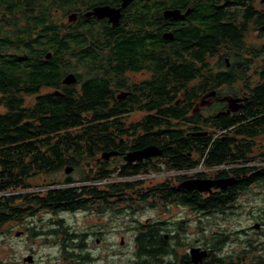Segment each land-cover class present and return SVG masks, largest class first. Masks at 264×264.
Returning a JSON list of instances; mask_svg holds the SVG:
<instances>
[{"label": "trees", "instance_id": "obj_1", "mask_svg": "<svg viewBox=\"0 0 264 264\" xmlns=\"http://www.w3.org/2000/svg\"><path fill=\"white\" fill-rule=\"evenodd\" d=\"M71 5H74V0H0V107L4 108L0 112V192L28 188L32 185L29 182L31 177L59 173L67 164L76 167L79 180L93 174L92 171L87 173L84 163L97 156L102 147L113 144L110 125L123 126L115 116L124 106L135 104L132 97L124 103L113 100L112 92L104 82L105 70L100 59L105 50H109L108 56L115 61L112 72L120 74L125 68L132 69L137 61L139 65L147 63L154 66L157 74L161 75L155 84L143 89L147 94L146 102L152 101L146 107L156 109L159 116L145 118L140 124L145 131L154 129L155 133L139 137L138 142L161 147L166 170L192 169L200 164L213 167L231 162L264 161V140L257 151L251 140L264 134V69L261 83L252 87L249 103L242 111L243 117L191 121L197 126L190 129L201 134L185 136L184 131L173 128L174 119L166 118L167 115L177 118L178 110L172 107L164 112L161 110V104L169 94L166 88L178 86L192 76L189 66L173 65L169 68L172 59L166 52L167 47H188L190 40L197 38L196 44L191 45L196 47L193 52L196 58H201L206 52L214 54L218 48L228 50L232 44L237 50L244 51L247 47L243 32L250 24L263 23V14L240 10L231 17L229 25L222 24L217 15L216 19L206 18L203 26L192 32L186 33L184 30H189L184 29V37L177 30L175 39L167 40L159 28H145L146 24H152L148 22L150 14L147 10H143L135 20H129V24L118 31L120 35L115 36L112 29L103 31V27L59 22L54 11L60 9L65 14ZM203 9L206 15L213 11L207 6ZM137 31L143 33L138 34ZM251 48L261 50L260 45L257 49ZM48 53L49 58L46 57ZM79 69L82 72L78 73ZM68 73H75V83H63ZM218 77L222 80L228 78L223 74ZM54 91H59L60 95H55ZM27 95L34 96L32 105L24 102ZM202 131L208 132L203 134ZM161 161L152 163L146 159L139 160L137 164L121 165L119 175L155 172L161 169ZM242 169L244 167L232 170L239 180L237 183L208 195H200L197 191H188L191 195L187 196L177 195L179 191L171 187L174 176L150 184L143 181L108 184L105 193L109 198L113 197L112 194H128V199L133 198L132 193L141 199H149L151 194L159 196L164 205L176 198L179 204L193 210L218 213L238 198L240 190L245 191L257 181L264 182V164L251 166L252 171H260L253 173L248 180L242 177ZM107 173L100 165L96 174L103 177ZM183 176L177 175L176 180ZM72 180L70 175H64L62 180L52 178L46 184L69 185ZM101 193L102 189L96 186L82 184L47 188L43 194L41 191H25L0 195V231L11 221H17L23 214V208L69 209L83 205L90 196ZM259 218L264 223V213ZM158 224L161 223L149 221L137 227L136 264H192L187 253L178 255L175 252L179 241L171 243L169 239L165 240ZM262 234L264 236V231ZM221 240L219 236H212L208 243L217 250ZM170 255L173 260L166 259ZM262 255L252 254L250 264H264ZM235 257L236 262L246 258ZM217 263L222 264V261Z\"/></svg>", "mask_w": 264, "mask_h": 264}, {"label": "flooded vegetation", "instance_id": "obj_2", "mask_svg": "<svg viewBox=\"0 0 264 264\" xmlns=\"http://www.w3.org/2000/svg\"><path fill=\"white\" fill-rule=\"evenodd\" d=\"M123 3L126 4L123 5ZM104 5L117 9L118 20L116 23L111 22L108 16L99 18L96 15L90 14L94 7ZM202 6L211 7V9H213L212 13L210 15L203 13L204 9ZM143 10L148 11L150 18L148 19L149 21H147L152 23L146 24L145 28L148 27L149 29L152 26H154V29L159 28L162 30V37L167 40H173L176 37L175 32L177 30L180 31V35L184 37V29L189 30H184L186 33L199 29L203 26L202 22L205 21L206 18L216 19L215 17L218 15L222 24L229 25L231 24V17H233L234 13L240 12V10L242 12L244 11V13H247V11L250 13L252 11L260 12L264 15V1L74 0V5L68 6L67 15L72 13L75 14V18L68 21L72 26L88 25L90 28L103 27V31L112 29L111 32L115 33V36H118L120 35L118 31L129 24V20L132 18H134V20L138 18ZM162 21H164V26L161 24ZM157 22L161 27H158L159 25ZM115 30L117 31L114 32ZM137 30H139V27H137ZM137 33L143 32L137 31ZM242 36L247 47L246 50H237V47L232 44L228 50L218 48L216 49V53L211 54L206 52L201 58H196L193 54L196 47L191 45L196 44L197 38L192 40V36L188 43L190 46L188 47H181L178 49L172 46L166 48V52H168L170 59H172V65L169 66V68H172L173 65L177 67L189 66L192 70V76L182 81L181 84L166 88L169 94L161 104L162 112L171 107L178 110L176 115L177 118L168 117V115L166 118L169 120L174 119L173 128L178 127L179 130L184 131L185 136H188L190 133L193 135L201 134L200 131L190 129L191 127L197 126L191 121L201 119L216 120L222 117H243L242 111L249 103L252 87L256 84H260L262 81L261 74L264 69V22L256 25L250 24L247 31H244ZM259 45L261 46L260 51L251 48L254 47L257 49ZM108 51L109 50H105L100 59L102 67L105 70L106 78L104 79H106V81L104 82L111 90L113 100L116 103H124L132 97L135 104L131 107L124 106L122 110H119L120 113L115 116L123 126L119 125L121 127L118 128L110 125L109 133L112 135L113 144L108 147H102L101 152H99L97 156L84 163L87 173L92 171V175L85 180H79V176H73L71 174V172H75L76 167L70 164L64 165L65 167L68 166L72 168L69 173L65 172V167H63L62 170L65 176L70 175V177H73L70 184L78 182L85 183L84 185L96 186L97 189H102V193L99 196H88L89 198L83 205L69 209L40 207L32 209L23 208L21 212L23 214L18 218L19 220L17 219V221H21V223L18 225L10 224L9 228L5 231H7L6 234L9 233L10 235L14 233L15 236L24 238V244H26L25 252L19 255V260L15 259L16 257L5 259L7 263L91 264L92 262L107 260L109 254L106 253L104 248L108 230L112 229V226L109 227L107 222L102 221L101 218L106 213V207L109 203L108 200L112 199L115 202L113 205H116L121 204L124 197L119 196L123 193H117L112 194L113 197L109 198L105 193L107 185L124 181H143L144 183L146 181H148V183L157 182L154 181V179H158L156 177L146 178L138 175L121 176L119 175L121 165L126 166L128 163L137 164L139 160L149 159L152 163L162 160L159 164L162 163L160 165L164 168L166 167L163 157L164 150L161 147H157L154 143L139 144L138 142L139 137L145 134L155 133L154 129L145 131L140 124L145 118L148 119L159 116L156 109L146 107V104L150 103V101L146 102L145 97L147 94L144 93L143 89L155 84L156 81L159 80L158 76L161 75L157 74L154 66H149L147 63L139 65L137 61L133 65V67L137 65L135 68H125L120 74L116 73L117 71L112 72L111 68L115 66V61L112 56H108ZM101 74H103V72H101ZM220 74L226 75L228 78L222 80L218 77ZM156 76L157 79H155ZM139 98H141V101H138ZM134 113H138L139 117L131 119ZM110 119H112V117ZM202 132L203 134H207L208 131ZM263 139L264 134L254 136L251 139L254 141V148L259 149L260 146H262L261 142ZM150 146L159 150V153H151L140 158H134L131 161L125 160L128 154ZM263 164L264 161L256 163V160L250 162H231L220 165L219 168L211 174L203 172L201 174L196 173L193 176L180 175L183 177L174 181L171 187L179 191V194H177L179 196H187L186 194L191 195L188 191H197L200 195H208L220 190H226L239 181H237L232 174L233 168L244 167V169H242V177L248 180L252 177L253 173L260 171V169L252 171L250 169L251 166L257 165L260 167V165ZM100 165L103 166L104 171L108 172L103 177H98L96 174ZM221 173H226L227 175H220ZM169 177L170 176L165 177L164 179ZM227 177L234 178L235 182L225 188L213 187L211 192H201L195 189L186 190L178 187L181 181L189 178L217 179ZM250 187L251 185L245 189V191ZM245 191L240 190L238 194L241 195ZM132 194V197L138 195L135 193ZM153 198L154 197L150 194L149 199ZM46 213L51 214V219L44 218V214ZM81 214L82 219L78 220L76 217ZM66 215L74 218V220L69 222ZM91 215L95 216L96 219L93 217L89 218ZM154 223H156V221H154ZM158 225L165 240H172L176 237L175 234L168 233L167 227L162 224ZM180 230H182V228ZM5 231L3 230L2 232L4 233ZM137 231L136 229L132 237L134 247L136 246ZM155 234L156 230L154 231V235ZM213 237L218 236L213 235ZM225 239V237H222L221 244L220 246L218 245L217 250L212 249L210 247L211 244L208 242L206 243L207 247L204 246V243H199L200 245L190 247V250L197 247L207 251V255L203 256L201 261L194 263L191 259L189 250L187 254L190 262L192 264H218L217 262L221 260L222 264H250V256H246L245 260L242 262H236V255H234L232 251H229L227 255L221 254L220 251L225 246ZM261 242L264 243V240ZM119 243L120 245L124 244L123 235H120ZM41 247H43L46 252L41 251ZM262 248L264 249V246H262ZM116 254L117 252L113 249L110 250V255ZM261 260L264 263V255H262Z\"/></svg>", "mask_w": 264, "mask_h": 264}, {"label": "rangeland", "instance_id": "obj_3", "mask_svg": "<svg viewBox=\"0 0 264 264\" xmlns=\"http://www.w3.org/2000/svg\"><path fill=\"white\" fill-rule=\"evenodd\" d=\"M63 14L62 10L56 9L54 11L55 17L59 22L67 24L66 10ZM78 73L82 72L81 69L77 70ZM24 102L27 105H32L34 102L33 95L24 96ZM4 108L0 107V112ZM139 117L138 113H134L132 118ZM264 140V139H263ZM258 148H256L257 151ZM259 160H256L258 163ZM163 166H161L162 168ZM187 170V173L185 174ZM203 168L191 169L186 168L165 170V177H175L184 173L185 176H193ZM191 171V172H190ZM207 171V170H203ZM190 172V173H189ZM213 171H208L206 174H211ZM179 173V174H178ZM73 176H78L77 169L75 172H71ZM148 175V173H146ZM146 178H154L156 176H145ZM164 177V178H165ZM52 178L54 180H62L64 178L63 171L56 174H38L29 179L32 184L28 188L8 190L0 192V195L4 194H16L17 192H30L41 191V194L47 188L52 187H66L73 185H82L85 183L75 182L74 184L63 185H48L46 184ZM154 179V181H160L164 178ZM146 184L148 181L145 182ZM48 185V186H47ZM126 195L123 197L121 204L113 205L115 202L111 199L106 207V213L102 216V221L107 222L108 226H112V229L108 230L106 237L105 251L109 254L107 260H100L99 262H92L91 264H136L137 259L134 256V245L132 241L133 234L137 227L144 222H159L163 226L168 228V233L175 234L171 241H179L180 245L176 247L175 252L178 255L188 253L190 247L200 245L199 243H206L212 238L213 235L219 237H225V246L220 251L221 254L227 255L229 251L239 258L243 256H251L252 254H262L264 249L262 248L261 241L264 240L262 234L264 230L263 220L259 217L264 213V182H258L252 184L251 187L238 196L235 201L225 207L223 212L208 213V211H195L189 209L182 204H179L177 199L171 203H164L159 196H152L153 199H141L138 195L132 199H128ZM139 197V198H138ZM113 201V202H110ZM177 201V202H176ZM152 203V204H151ZM233 205V206H232ZM82 214L76 217L81 220ZM51 214H44V218L51 219ZM69 222H72L74 218L66 215ZM96 219L95 216H89ZM21 221H11L4 227V231L9 228V225H18ZM258 223L259 228H255V224ZM183 228L184 231L180 229ZM5 231H0V264H20V263H7L8 258L16 257L19 260V255L24 253L26 244H24L23 237H17L14 233L10 234ZM219 232V233H216ZM120 235L124 236V244L120 245ZM197 248V247H196ZM113 249L117 252L116 255H110V250ZM262 249V250H261ZM41 251L46 252L43 247ZM15 252V254H14ZM248 252V253H247ZM244 253V254H242ZM232 255V256H234ZM6 259V260H5ZM167 260H173V256L166 257ZM43 263V262H41Z\"/></svg>", "mask_w": 264, "mask_h": 264}, {"label": "water", "instance_id": "obj_4", "mask_svg": "<svg viewBox=\"0 0 264 264\" xmlns=\"http://www.w3.org/2000/svg\"><path fill=\"white\" fill-rule=\"evenodd\" d=\"M126 1V0H124ZM264 1V0H263ZM126 3H123V5H125ZM90 14L96 15L97 17L101 18V17H105L108 16L109 20L113 23H116L118 20V11L117 9L114 8H110L107 5L104 6H96L93 8V11L90 12ZM75 18V14H69L67 16L68 21H71ZM47 58L50 57V53H48L46 55ZM63 83L65 84H71L74 83L76 81V77L74 76L73 73H68L65 75V77L63 78ZM55 95H60L59 91H54ZM156 148L153 146L147 147L145 149L139 150L137 152L134 153H130L125 157V160L127 161H131L134 158H140L143 156H146L148 154L151 153H155L158 154L159 150H155ZM108 155V154H107ZM106 156V155H105ZM71 167L66 166L65 167V172L69 173L71 171ZM235 182V179L232 177L229 178H217V179H205V178H189L186 180L181 181L178 184L179 188L182 189H186V190H198L201 192H211L213 187H217V188H225L228 185H231ZM259 224L256 223L255 224V228H258ZM190 254H191V259L194 263H198L199 261H201L203 256L207 255V251L206 250H201L200 248H192L190 250Z\"/></svg>", "mask_w": 264, "mask_h": 264}, {"label": "built area", "instance_id": "obj_5", "mask_svg": "<svg viewBox=\"0 0 264 264\" xmlns=\"http://www.w3.org/2000/svg\"><path fill=\"white\" fill-rule=\"evenodd\" d=\"M198 168H203V170H207V171H203V170H198V172H196V173H205V172H208V171H215V170H217L218 168H219V166H213V167H203L201 164L200 165H198L197 167H195V168H192V169H198ZM188 170H191V169H188ZM191 172V171H190ZM189 172V173H190ZM187 173V170H186V172H185V174ZM165 168L164 167H162L160 170H158V171H150V172H148V175L147 174H139L138 176H143V177H145V176H150V177H152V176H156V178L157 177H159V178H164L165 177ZM179 174V173H178ZM184 173H181L180 175H183Z\"/></svg>", "mask_w": 264, "mask_h": 264}]
</instances>
